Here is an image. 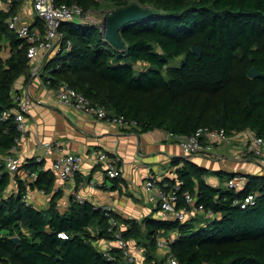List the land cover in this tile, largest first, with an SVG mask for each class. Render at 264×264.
Segmentation results:
<instances>
[{
    "label": "trees",
    "instance_id": "obj_1",
    "mask_svg": "<svg viewBox=\"0 0 264 264\" xmlns=\"http://www.w3.org/2000/svg\"><path fill=\"white\" fill-rule=\"evenodd\" d=\"M103 1L112 5L111 11L138 3L154 15L120 30L123 49L106 40L98 25L64 24L61 51L46 76L50 87L66 82L93 104L136 121L139 131L189 135L223 129L229 135L250 130L264 138V0ZM0 2V154H6L20 132L12 114L1 118L16 107V82L30 77V43L6 23L25 0ZM54 2L78 4L85 11L101 7V0ZM36 25L43 29L40 19ZM253 67L260 77L248 75ZM174 163L177 180L168 181L181 182L176 207L185 206L189 192L204 212L185 222L127 220L122 237L144 252L142 262L129 261L117 247L111 258L101 252L100 240L115 239L109 219L119 220L112 211L72 197L67 211L59 210L56 177L43 169V162L28 159L23 167L37 174L29 187L51 196L44 210L24 202L27 186L18 173V192L5 197L12 178L2 166L0 264H167V254L157 255V242L171 232L177 234L169 246L178 264H264V175H246L247 185L236 190L212 186L206 179L210 171L187 158ZM250 193L257 194L256 205L242 208L240 202ZM198 219L203 221L196 224Z\"/></svg>",
    "mask_w": 264,
    "mask_h": 264
},
{
    "label": "crops",
    "instance_id": "obj_2",
    "mask_svg": "<svg viewBox=\"0 0 264 264\" xmlns=\"http://www.w3.org/2000/svg\"><path fill=\"white\" fill-rule=\"evenodd\" d=\"M28 1L30 0H25L19 11L22 22L39 28L36 25L39 18L35 16ZM56 56V53L48 54L38 76L30 74L29 78L21 77L14 86V92L20 98H31V105L25 117V135L13 154L20 156L25 164L28 159L44 155L42 143L60 140L65 153L82 156L81 168L74 177L63 182L56 180L55 191H59L58 208L61 212L67 211L71 197L79 193L95 206L110 207L122 229H126L127 220H172L157 204L149 200L144 181L150 173L167 182L177 180L178 166L174 163L177 159L187 158L208 169L210 173L206 177L207 182L215 187H227V173L237 174L240 190L248 183L246 175H264V164L255 160L248 150V132H233L229 134L227 142L215 143L213 155L185 156L179 142L168 138L163 130L139 131L107 119L95 120L74 107L60 104L55 88L46 82ZM102 152L117 160L119 177L111 178L107 175L104 162L97 157ZM54 157L46 156L42 161L45 171L53 173ZM2 166H6L4 154H0V170ZM25 171L22 167L18 173L20 179L26 182L25 194L31 197L35 208L47 209L51 196L31 189V181ZM18 174L10 173L12 180L5 191V197L18 192ZM199 216L201 212H195L191 217L193 219ZM202 221L198 219L195 222L200 224ZM175 234L171 232L163 236L171 237ZM129 244L133 255L140 251L135 242Z\"/></svg>",
    "mask_w": 264,
    "mask_h": 264
},
{
    "label": "built area",
    "instance_id": "obj_3",
    "mask_svg": "<svg viewBox=\"0 0 264 264\" xmlns=\"http://www.w3.org/2000/svg\"><path fill=\"white\" fill-rule=\"evenodd\" d=\"M32 10L43 23V29L33 27L27 23L22 22V16L16 13L10 16L6 23L8 27L13 30L19 38L25 39L30 43L28 50V58L30 60V74L38 76L41 73L44 58L51 53L58 54L61 51V44L63 42V33L61 27L70 22H77L84 25H96L91 23V11H85L80 5H66L57 4L54 0H30ZM0 9L2 4L0 2ZM98 25V24H97ZM70 45V43H68ZM49 82H47L48 84ZM57 101L65 106H71L79 111L85 113L87 116L99 120L107 119L113 123L122 125L123 127L135 128L136 121H128L123 115L111 113L106 107L93 104L86 96L71 87L68 83H63L55 88ZM13 101L16 107L12 110H5L2 114V120H7L10 115L14 116V122L20 132V136L16 138V144L9 153L4 154V160L8 171L11 174H17L24 166V160L20 156H15L13 153L17 150L21 139L26 131V114L29 113L31 105V98H20L13 88ZM250 135V142L248 150L253 158L264 164V138L255 135L252 131L247 130ZM168 138L179 142L183 154L191 156L195 154H214L215 143L219 141L227 142L229 135L225 130H210L201 129L194 134H175L173 132H166ZM44 155L35 157L36 162H42L46 156L54 155L52 171L57 181L63 182L74 177L80 170L83 158L81 155L65 153L63 151V142L60 140L44 142ZM98 160L104 162L106 173L111 178L120 176V170L116 159L109 156L108 153L102 152L97 154ZM26 162V161H25ZM28 180L33 182L37 174L35 172L25 171ZM144 187L147 191L149 200L157 204L167 217L172 220L181 222L187 221L195 212H204V206L197 204V199L191 193L184 194L185 206L178 209L176 204L178 202L177 192L181 189V182L177 181L174 185L163 180L160 176L150 173L144 181ZM227 187L240 190L238 176L232 177L227 182ZM257 194L250 193L240 202L242 208L254 206L257 203ZM73 201L78 203H85L86 200L79 193L72 196ZM23 200L27 205H32V199L28 194L23 195ZM98 207V206H96ZM106 211H111V208L100 207ZM208 216H212V212H207ZM110 231L114 232L115 239L100 240L98 246L101 252L107 257L111 258V251L114 247L120 248L129 261H135L129 242L122 237V227L114 217L109 219ZM62 237L66 235L60 234ZM177 234L171 237L161 236L158 239V248L165 249L167 254V264H178L169 244L174 241Z\"/></svg>",
    "mask_w": 264,
    "mask_h": 264
},
{
    "label": "water",
    "instance_id": "obj_4",
    "mask_svg": "<svg viewBox=\"0 0 264 264\" xmlns=\"http://www.w3.org/2000/svg\"><path fill=\"white\" fill-rule=\"evenodd\" d=\"M153 15L154 12L151 9L143 7L138 3H132L128 6L110 11L104 16L101 25L104 38L115 48L123 49L125 47V42L121 38L120 30L129 23L149 18ZM193 52L199 57L202 54L200 48L197 46L193 47ZM248 75L251 78H257L261 76V73L256 67H253L249 70ZM11 240L19 242L18 237H12Z\"/></svg>",
    "mask_w": 264,
    "mask_h": 264
},
{
    "label": "rangeland",
    "instance_id": "obj_5",
    "mask_svg": "<svg viewBox=\"0 0 264 264\" xmlns=\"http://www.w3.org/2000/svg\"><path fill=\"white\" fill-rule=\"evenodd\" d=\"M112 10V5L101 0V7L91 11V23H96L101 28L104 16ZM181 62H177L175 65H180ZM137 246V245H136ZM157 255L161 258H166V250L157 247ZM136 261L142 262L144 260V252L140 249L138 253H134Z\"/></svg>",
    "mask_w": 264,
    "mask_h": 264
}]
</instances>
